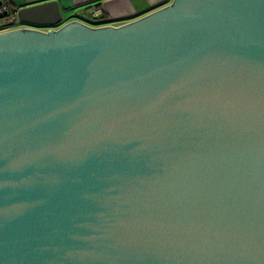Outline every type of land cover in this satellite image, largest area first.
Masks as SVG:
<instances>
[{
	"label": "water",
	"instance_id": "obj_1",
	"mask_svg": "<svg viewBox=\"0 0 264 264\" xmlns=\"http://www.w3.org/2000/svg\"><path fill=\"white\" fill-rule=\"evenodd\" d=\"M10 10L0 264H264V0Z\"/></svg>",
	"mask_w": 264,
	"mask_h": 264
},
{
	"label": "crops",
	"instance_id": "obj_2",
	"mask_svg": "<svg viewBox=\"0 0 264 264\" xmlns=\"http://www.w3.org/2000/svg\"><path fill=\"white\" fill-rule=\"evenodd\" d=\"M21 8L50 0H9ZM60 11V24L78 20L91 26L120 25L168 5L172 0H54ZM96 14V15H94ZM47 28V26L42 27Z\"/></svg>",
	"mask_w": 264,
	"mask_h": 264
},
{
	"label": "built area",
	"instance_id": "obj_3",
	"mask_svg": "<svg viewBox=\"0 0 264 264\" xmlns=\"http://www.w3.org/2000/svg\"><path fill=\"white\" fill-rule=\"evenodd\" d=\"M10 9H11V4L9 0H0V32L27 26L18 19L16 11H11ZM40 29L43 31H48L51 28L47 27Z\"/></svg>",
	"mask_w": 264,
	"mask_h": 264
}]
</instances>
